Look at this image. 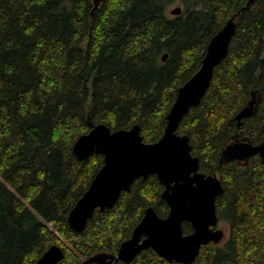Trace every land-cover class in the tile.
<instances>
[{
	"label": "trees",
	"instance_id": "trees-1",
	"mask_svg": "<svg viewBox=\"0 0 264 264\" xmlns=\"http://www.w3.org/2000/svg\"><path fill=\"white\" fill-rule=\"evenodd\" d=\"M176 1L181 13L169 14ZM247 3L101 0L91 15L93 0H0V264H35L54 245L57 264L116 255L147 208L166 217L164 186L151 175L72 230L68 214L103 165L101 154L79 161L73 147L98 124L138 125L143 142L158 141L178 89L230 19L226 57L176 132L189 138L199 171L220 180L216 214L229 227L192 264H264V160L219 162L231 142L264 140V0ZM181 229L192 233L187 222ZM120 263L178 264L151 248Z\"/></svg>",
	"mask_w": 264,
	"mask_h": 264
},
{
	"label": "water",
	"instance_id": "water-1",
	"mask_svg": "<svg viewBox=\"0 0 264 264\" xmlns=\"http://www.w3.org/2000/svg\"><path fill=\"white\" fill-rule=\"evenodd\" d=\"M100 2L93 0L91 15ZM251 2L253 0H248L247 7ZM180 13L179 7L171 12L172 15ZM235 27L234 20H228L209 41L200 68L178 89L158 141L143 142L138 125L111 132L104 124L94 126L76 140L73 152L79 161L101 154L103 165L68 214L66 221L72 230L82 232L95 211L112 208L135 180L151 175H155L164 186L161 197L169 208L166 217L158 216L151 207L147 208L116 255L100 253L80 264L129 263L148 248L168 262L192 264L202 246L221 242L224 233L217 227L219 218L215 201L224 191L221 182L216 175H204L199 171L198 159L192 155L189 138L176 132L190 108L201 103L202 96L211 85L214 68L226 57ZM166 58L167 54H163L160 60L165 62ZM248 105L237 116L238 127L243 117L253 113V101ZM257 155L264 160V140L256 145L236 140L224 148L219 162H246ZM183 222L190 224L192 233H183ZM62 257V249L54 245L35 264H57Z\"/></svg>",
	"mask_w": 264,
	"mask_h": 264
},
{
	"label": "rangeland",
	"instance_id": "rangeland-1",
	"mask_svg": "<svg viewBox=\"0 0 264 264\" xmlns=\"http://www.w3.org/2000/svg\"><path fill=\"white\" fill-rule=\"evenodd\" d=\"M176 7L183 8L181 6V3L179 1H176L175 3L172 4V6L168 7L169 8V14H171L172 9H174ZM217 227L220 230L221 229L223 230L224 235H223V238L221 239V242H225V240L227 238V235L229 234V227H228L227 223L226 222H223V221H220V223L218 224ZM221 242H219V243H221Z\"/></svg>",
	"mask_w": 264,
	"mask_h": 264
},
{
	"label": "bare ground",
	"instance_id": "bare-ground-1",
	"mask_svg": "<svg viewBox=\"0 0 264 264\" xmlns=\"http://www.w3.org/2000/svg\"><path fill=\"white\" fill-rule=\"evenodd\" d=\"M40 224V223H39ZM121 264V263H120Z\"/></svg>",
	"mask_w": 264,
	"mask_h": 264
}]
</instances>
